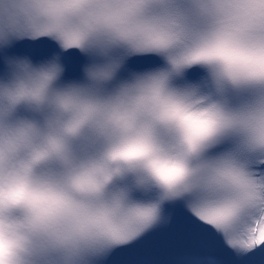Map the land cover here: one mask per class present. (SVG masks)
Segmentation results:
<instances>
[{
    "label": "snow or ice",
    "instance_id": "obj_1",
    "mask_svg": "<svg viewBox=\"0 0 264 264\" xmlns=\"http://www.w3.org/2000/svg\"><path fill=\"white\" fill-rule=\"evenodd\" d=\"M5 230L0 264H264V0H0Z\"/></svg>",
    "mask_w": 264,
    "mask_h": 264
},
{
    "label": "clouds",
    "instance_id": "obj_2",
    "mask_svg": "<svg viewBox=\"0 0 264 264\" xmlns=\"http://www.w3.org/2000/svg\"><path fill=\"white\" fill-rule=\"evenodd\" d=\"M210 55L238 62H247L252 59L242 52L226 47L220 48L210 53ZM185 119L194 126L199 123L195 117H185ZM129 151L134 152L137 151V149L133 148ZM153 166L164 178L171 177L177 171L175 166L170 165L166 161H153ZM15 196L18 199H26L34 209V217L24 225L26 231L32 235L41 233L50 235L53 239H56L58 236H62L64 233L72 230L73 225L71 220L62 215V213L68 211V209L64 206L58 193L46 188H35L26 191L25 188L21 186L16 190ZM25 240L26 236L23 234L13 238L8 235L7 230L0 232V257L6 255L13 245L23 243Z\"/></svg>",
    "mask_w": 264,
    "mask_h": 264
}]
</instances>
